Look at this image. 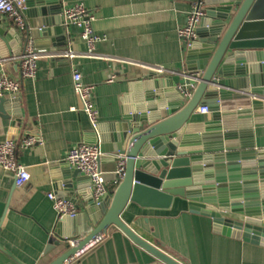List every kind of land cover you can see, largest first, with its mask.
<instances>
[{"label":"crops","instance_id":"1","mask_svg":"<svg viewBox=\"0 0 264 264\" xmlns=\"http://www.w3.org/2000/svg\"><path fill=\"white\" fill-rule=\"evenodd\" d=\"M197 1L48 0L44 3L48 10L58 8L59 4L62 7L84 4L95 14L93 30L101 40L94 54L86 55L88 43L80 28L73 24L64 28L62 12L57 10L47 16L52 37H31L42 52L37 76L23 81L16 107L0 113V142L29 135L37 136L40 141L18 153L19 161L31 173L24 187H17L13 174L0 167V246L4 249H0V264H50L63 252L56 244L58 241L80 237L75 233L82 225L80 214L87 206L82 196H74L78 216L64 218L63 226H59L61 220L49 198L50 193L64 197L67 194L58 190L57 181L63 178V165L68 164L66 156L70 149L82 142L93 143L97 136L75 94L73 72L79 71L84 82L94 86L92 99L98 109L99 123L105 125L118 120L123 108L129 106L124 98L131 81L152 70L186 66L188 50L179 29L186 24ZM15 26L12 20L0 15V28L5 33ZM65 46L73 57L64 55L66 50L61 48ZM24 47L23 44L22 51ZM1 52L8 53L5 45ZM0 70L20 79L19 64L15 61L6 60ZM171 75L163 72L161 76ZM176 89L178 94L169 99L173 107H178L181 97L177 86ZM232 104L236 106V101ZM208 113L194 112V120H205ZM259 119L264 121V108ZM231 122L237 127V143L241 140L249 143L253 139L256 148L264 149V124L243 129L242 125L249 123L248 117H234ZM242 130L246 133L240 134ZM101 164L107 178H112L114 163L105 159ZM109 186L112 192L118 187L114 183ZM81 187L88 190L87 178ZM122 219L143 239L182 264H264V246L214 232L212 219L189 212L185 198H175L164 209L130 202ZM88 226L91 231L95 225L89 220ZM69 264L166 263L112 226L99 242Z\"/></svg>","mask_w":264,"mask_h":264},{"label":"water","instance_id":"2","mask_svg":"<svg viewBox=\"0 0 264 264\" xmlns=\"http://www.w3.org/2000/svg\"><path fill=\"white\" fill-rule=\"evenodd\" d=\"M44 3L48 0H26L25 29L15 26L5 33L0 28L4 42L0 41V52L4 45L8 50L1 52L2 58L20 54L31 37H52L47 16L62 12V5L48 10ZM203 4L206 14L197 30L199 38L188 50L186 66L165 68L170 78L152 70L131 81L124 98L129 106L121 117L93 129L97 135L93 143L102 152L100 161L109 159L116 168L117 154L127 157L116 190L97 203L90 194V178L69 163L63 165L58 190L67 191L65 198L75 201V195L82 196L87 206L75 233L80 237L74 243L58 241L63 252L50 264H69L112 226L158 260L182 264L122 219L130 202L164 209L177 197L187 199L189 212L211 218L214 232L264 246V149L256 148L253 139L237 143V127L231 122L234 117H248L247 126L240 123L243 129L264 124L259 119L264 108V0H203ZM182 79L196 87L186 103L181 96L178 107H173L169 99L178 94L176 86ZM19 100L20 95L0 96V113L16 107ZM198 106H208L205 120H194ZM86 178L88 190H81ZM89 220L95 225L91 231ZM63 224L62 219L59 226Z\"/></svg>","mask_w":264,"mask_h":264},{"label":"built area","instance_id":"3","mask_svg":"<svg viewBox=\"0 0 264 264\" xmlns=\"http://www.w3.org/2000/svg\"><path fill=\"white\" fill-rule=\"evenodd\" d=\"M26 9V0H0V15L6 16L16 25L17 28L25 29L27 22L24 16ZM205 6L203 0L194 3L187 16L184 26L179 29V35L185 42V47L189 50L199 38L198 27L205 16ZM63 25H76L81 30L82 37L88 43V52L86 55L94 54L96 44L101 37L96 35L93 30V21L95 14L84 4H75L73 6L64 5L62 7ZM24 50L8 58L0 57V66L3 62L12 60L19 64L20 79H14L9 74L0 70V96H19L22 91L23 81L33 79L37 76L38 60L42 52L38 49L35 40L29 38L25 42ZM67 57H73L70 51L64 53ZM165 72L164 69L158 70ZM73 88L77 98L80 101L81 109L88 116L92 128L97 130L99 125L98 109L92 99L94 86L85 83L82 74L75 70L72 75ZM195 85L182 83L178 85V91L187 102L194 93ZM195 112L208 113V106H198ZM35 135L23 136L19 138H10L0 142V167L14 176L15 185L19 188L24 187L31 178L29 168L19 161L18 153L20 150L29 148L39 142ZM102 156L99 145L94 143L82 142L70 149L66 156L67 162L73 168L80 169L84 175L90 178V194L97 203H100L105 197L112 193L109 186L114 183L116 186L124 178L126 172L127 157L125 154L118 153L119 162L112 171L113 179L107 180V172L102 168L100 157ZM49 198L53 200L54 208L57 211L60 220L70 217L75 218L79 214L77 201L71 198L60 197L56 193H50ZM74 243V240H69Z\"/></svg>","mask_w":264,"mask_h":264}]
</instances>
